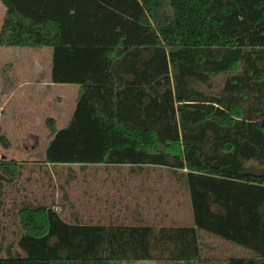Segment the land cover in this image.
<instances>
[{
  "label": "trees",
  "instance_id": "obj_1",
  "mask_svg": "<svg viewBox=\"0 0 264 264\" xmlns=\"http://www.w3.org/2000/svg\"><path fill=\"white\" fill-rule=\"evenodd\" d=\"M0 2V45L49 46L52 80L80 79L66 125L47 119L44 160L56 150L164 165L184 180L192 216L89 224L21 205L0 264H264V0ZM176 3L187 6L182 25ZM0 173L12 177L16 163L0 158ZM198 229L251 254L206 255Z\"/></svg>",
  "mask_w": 264,
  "mask_h": 264
},
{
  "label": "crops",
  "instance_id": "obj_2",
  "mask_svg": "<svg viewBox=\"0 0 264 264\" xmlns=\"http://www.w3.org/2000/svg\"><path fill=\"white\" fill-rule=\"evenodd\" d=\"M3 13L4 6L0 2V24ZM44 52L45 68L37 65L35 52L31 66L21 64L17 70L7 68V71L3 70L0 74L1 79L5 78L2 75L15 76L13 83L7 85L4 82L5 84L0 85V120L4 108H11L8 114L13 116L8 120L18 124L15 126L17 136L22 141L20 149L16 150L20 157L12 160L16 163V173L12 177L0 173V235L5 234V215L10 203H16L14 212L19 206L26 204L51 207L66 222L153 226L192 224L185 182L164 165L94 160L68 161L60 158L56 150L51 160H44V148L51 137L47 119L51 118L56 128L66 125L74 109V97L80 82L79 78L70 82L53 81L50 76V47L44 48ZM17 53L19 52L16 51ZM19 54V60H22L24 54ZM24 56L26 58V53ZM38 123L41 130L42 127L47 128L46 143L42 152L35 149ZM161 167L167 169L170 177L169 216L176 220L174 223H164L165 178L158 172ZM37 172H40V175ZM39 177L46 180V184L40 188L36 197L32 192V182ZM7 185L13 187L11 197L3 194L4 186ZM7 230L8 233L11 232L9 228ZM197 236L200 248L206 255H216L207 253L213 249L211 239L234 244L202 229L197 230ZM1 243L4 250L8 240ZM12 249L17 248L14 246ZM147 261L151 260H136Z\"/></svg>",
  "mask_w": 264,
  "mask_h": 264
},
{
  "label": "rangeland",
  "instance_id": "obj_3",
  "mask_svg": "<svg viewBox=\"0 0 264 264\" xmlns=\"http://www.w3.org/2000/svg\"><path fill=\"white\" fill-rule=\"evenodd\" d=\"M194 4L196 3V0H193ZM178 8V11H180V13H177L179 15L178 20H179V24L182 25L183 23V18L180 16L181 12H183L185 10V8L187 7L186 4H175ZM178 27V26H177ZM168 31H170V33H174L175 31H178L176 29V27L173 26V28H170ZM165 32V31H164ZM164 34V33H162ZM164 36V35H163ZM44 48H49L48 46H3L0 45V74L2 73L1 71L5 70L7 71V68L9 69H14L17 70L16 68H19L22 65H27V66H31V63L33 62L32 58L35 52H37V57L35 58L37 65H39L41 68H45V52H44ZM16 51H18L21 54L26 53V58L23 55L22 60H19L20 58L18 57V55H20L19 53L16 54ZM28 53V54H27ZM16 54V56H15ZM30 54V56H28ZM10 61V63H9ZM22 64V65H21ZM3 79H1L0 77V85H2L4 82L8 85L10 83L14 82L12 75H8V76H4L2 75ZM220 80L221 77L220 75H216L212 77V85L209 89H207V91L212 90V91H216L220 85ZM4 83V84H5ZM193 85L200 87L203 90H206V88H204L201 84L197 83V82H192ZM11 108H4L3 110V116L1 117L0 120V134H2V136H4V139H0V158L1 159H6V160H14L19 158L20 154H18V152H16L17 149H20V144H21V140L18 139L17 136V129L15 126H17L18 124L16 123H12L10 122L9 117L13 116L8 114V111H10ZM7 113V114H6ZM6 114V115H4ZM37 139L35 140L36 144H35V149L37 150V152L41 151L42 152V148L44 147L45 143H46V130L47 128H43L41 130V126L38 123L37 124ZM39 157V156H38ZM158 172L164 176L165 178V213H166V217L164 218V223H174L176 220H172V217H170V209L171 206L168 204V200H169V194L171 193V185L169 184L170 181V177L168 175L167 169L161 167L159 168ZM38 175H40V172H37ZM46 184V180H44L42 177L36 178L33 182H32V187H34V191L33 194H35V196H38V192L40 191V188L43 187ZM12 186L11 185H7L4 186V195H8V196H13L12 194ZM182 200V197H181ZM15 204H8L9 207H7V212L5 215V223L7 225L6 229L4 230L5 234L4 235H0V242L4 241V240H9L10 238L13 239L14 235L13 232L16 229V220H15V216H14V206ZM7 228H9L11 230L10 233H8ZM210 243L212 244L213 249H211L210 251H208V254H216V255H227V254H232V255H250L251 252L248 249H245L237 244H229L226 243L224 241L218 240V239H211ZM234 246V247H233ZM1 254H4L3 252H0ZM13 264H22V262H15ZM24 264V263H23ZM123 264H153L152 261H147V262H129L126 263L124 262Z\"/></svg>",
  "mask_w": 264,
  "mask_h": 264
}]
</instances>
